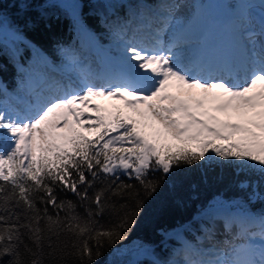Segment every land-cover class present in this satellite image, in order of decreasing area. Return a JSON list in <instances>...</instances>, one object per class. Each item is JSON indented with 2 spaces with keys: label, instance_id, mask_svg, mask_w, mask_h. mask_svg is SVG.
<instances>
[{
  "label": "snow or ice",
  "instance_id": "1",
  "mask_svg": "<svg viewBox=\"0 0 264 264\" xmlns=\"http://www.w3.org/2000/svg\"><path fill=\"white\" fill-rule=\"evenodd\" d=\"M67 7L87 32L79 5ZM123 7L109 5L114 16ZM162 7L168 15L160 17L152 43L135 34L126 39V23L110 25L120 56L100 83L87 76L79 86L53 81L34 102L22 101L23 112L0 106V257L12 256L9 264H67L69 257L93 264L105 243L127 239L145 201L158 191L160 181L149 179L151 173L163 178L204 161L239 162L259 173L257 181L241 183L251 188L248 203L264 204V19L259 31L246 32L242 52L194 72L174 50L177 42L162 39L178 5ZM246 7L251 18L254 8ZM122 175L138 181L142 194ZM57 188L90 202L84 214L73 201L59 199ZM108 210L118 219L105 227L96 218ZM244 216L240 232L249 220L264 222V209ZM21 246L30 259L22 257ZM228 255L191 264H264V257L234 261Z\"/></svg>",
  "mask_w": 264,
  "mask_h": 264
},
{
  "label": "trees",
  "instance_id": "2",
  "mask_svg": "<svg viewBox=\"0 0 264 264\" xmlns=\"http://www.w3.org/2000/svg\"><path fill=\"white\" fill-rule=\"evenodd\" d=\"M160 1L77 0L74 3L79 5L76 12L86 21L87 32L93 40L101 43L116 40L110 29V25L116 20L128 24L126 39L135 31L137 18L142 17L145 23H150L154 20L153 17L161 20V15H167L162 6L172 5L176 0ZM69 4L73 3L65 0H0V106L6 103L15 108V97L27 94L30 89L35 95L52 83L54 77L45 61L46 56L55 63L71 61L77 55L89 57L84 55L85 46L79 38V34L85 32L76 25L72 9L67 7ZM109 5L124 7L114 16ZM233 5L230 2V9ZM201 9L207 14L205 5ZM105 17L107 24L102 25L101 20ZM153 28L156 30L159 26L154 25ZM13 31L18 33V39L10 34ZM94 50H89V55L94 54ZM74 75L82 80L79 77L82 74L77 68L74 69ZM25 97L26 102H32L29 94ZM2 143L0 134V144ZM120 179L124 183L134 184L142 194L138 181L123 175ZM149 179L160 181V187L145 201L135 225L126 233L127 239L112 247L105 243L100 249L103 255L98 259L94 258L93 264H125L132 252L144 246L151 248L154 258L142 256L134 264H162L169 260L174 250L183 246L174 234H181L194 243L196 237H200L198 233L213 228V218L216 217L214 207L223 204L243 213L256 214L264 209V204L259 202L249 204L251 188L241 187L243 181H257L259 173L244 168L239 162H224L219 159L212 163L204 161L193 166L174 168L170 175L163 178L159 172L151 173ZM100 186L97 184L96 187ZM95 190L90 189L89 195L92 196ZM56 194L59 199L73 201L77 205V212L82 215L90 203L81 202L73 193L59 188ZM38 207L42 208L43 205L38 202ZM55 211L49 206L51 214L55 215ZM63 215L61 212V216ZM96 219L101 225L109 227L117 222L118 217L108 210ZM248 226H253L249 233L264 236V222L253 219L247 222V230ZM61 239L70 241L74 237L64 235ZM183 249L184 254H188L190 249L185 245ZM20 253L25 260L30 259L23 246ZM12 259L9 255L0 257V264H9ZM67 264H79V261L75 257H69Z\"/></svg>",
  "mask_w": 264,
  "mask_h": 264
},
{
  "label": "rangeland",
  "instance_id": "3",
  "mask_svg": "<svg viewBox=\"0 0 264 264\" xmlns=\"http://www.w3.org/2000/svg\"><path fill=\"white\" fill-rule=\"evenodd\" d=\"M229 1L233 2L234 4L230 10L232 14V21L227 26V40L223 44V48H220L216 51L211 49V40L213 39L212 36L214 33V27L209 24L208 19L207 21L205 20L207 14H205L201 8H198L202 6L203 3H200V0H176L174 4H172L178 5V7L172 10L168 27L162 33V39L166 45L172 43L173 41L177 42V48L174 50L182 56V63L184 61L182 51L186 48V57H192V59H194L196 55L200 54L198 58L200 57L202 62L212 65L215 63L218 64L224 58L234 53L238 54L243 51L246 45L245 35L246 32L249 31V27L252 28V30L259 31L261 27V21L256 19V13L254 12H252L251 18H249V10L246 6L251 5L254 9H256V6L260 5L262 2H264V0ZM160 2H162V0ZM137 17L139 16L137 15ZM153 18L155 21L152 20L150 23H145L142 17L137 18L136 28L135 31L131 33V36L135 34V37L138 41H143L145 43L153 42L152 37L156 31L154 30L153 26L158 25L159 28L162 26L161 20H156L155 17ZM236 19L240 20V24H238V20ZM203 34L205 35L203 36ZM79 38L85 46L83 47V53L84 55H88V58H85L84 56L78 57L77 55L72 58L73 61L71 60L64 61L62 63H55L48 56L45 57V61L48 63V66L54 77V79H52V77L50 78L52 79V82L55 81L63 84L73 83L75 86H79L81 81L77 76L74 75L75 68H77L82 74L79 75V77L82 79L86 76L91 77L88 74L90 71L93 74H96L95 76H98L100 74L108 75L117 69V61L120 56L117 41L109 40L106 43L103 42V44H100V42L95 44L89 32L80 33ZM178 46H181L182 48L179 49ZM95 48L98 49L100 53L97 50H94ZM89 50H94L95 53L89 55ZM190 65L195 66L193 71L196 72L198 65H195L193 62L192 64L186 66ZM91 81L95 83L101 82L100 80L97 81L93 78H91ZM46 87H48V85L45 86V88ZM29 91L30 92H27V94L30 95V99L32 102H34L35 95L33 90L30 89ZM27 94L23 93L22 95L20 94L18 96L19 98L15 97V108L21 112H23L25 106L23 105L24 103H22V101H25V96ZM214 212L216 213V217L213 219L216 220V226L212 230L206 229V231L198 233L200 237H196V242H190L181 234H174V237L184 245H187L190 251H188V254H184V245H181L180 248L174 250L169 260L162 262V264H191L193 261L207 262L210 259H214L217 253L210 252V249H206L208 247L207 244L211 241L204 240L207 238L210 239L212 236L211 234H216L219 228H227L229 232L237 234L235 235L230 234L228 231L226 232L228 237L232 238V235L238 237L235 240H231L230 245H228L230 246L229 249L235 246L234 250H238L239 252L240 249L239 253H242L239 259L235 261H248L252 259L258 260L259 258L264 257V236H261L259 233H249L253 226H248L249 229L246 231L240 232L239 230V223L245 218L244 213L223 204L214 207ZM203 251H206L205 256H201ZM131 256H134V258L131 261H128ZM131 256L127 259L128 263L130 264H132L135 259L137 260L142 256V258H147L148 256L154 258L150 247L140 248L138 251L136 250L134 253L132 252ZM221 258L222 257H220V259Z\"/></svg>",
  "mask_w": 264,
  "mask_h": 264
},
{
  "label": "bare ground",
  "instance_id": "4",
  "mask_svg": "<svg viewBox=\"0 0 264 264\" xmlns=\"http://www.w3.org/2000/svg\"><path fill=\"white\" fill-rule=\"evenodd\" d=\"M256 12H257L256 13L257 15L255 14L256 19L259 21H262L261 19H264V9L261 8V4L256 6ZM248 30H252V28L249 27ZM178 48L181 49L182 47L178 46ZM186 54H187V50L185 48L182 51V55L184 56L183 65L186 66V65L192 64L194 62L195 65H198L197 71H199V68L203 67V65H204V67H207V68L210 66L216 65V63L214 65H212V64L202 62L200 57L198 58V56H200V54L196 55L194 57V59H192V57H186L185 56ZM88 74L91 76L90 78H93L94 80H97V81L100 80L98 78H102V77L106 76L104 74H100L98 76H95L91 71L88 72ZM227 231L229 232V230L227 228H219V230L216 234H211L212 236L210 237V239L207 238L206 240H204V241H209V240L211 241L207 244L208 247L206 249H210L209 251L214 252V253L227 251L229 253L227 258L235 261V260L239 259V257L241 256L242 253H239L240 249H239V252H238V250H234L235 246H233L232 248L229 249L230 246H228V245H230L231 240H233V239L235 240L238 237L235 236L237 234L233 233V232H229V233L235 234V235H232V238L228 237L227 233H226ZM232 249L234 250V254H231ZM205 255H206V251H203L201 253V256H205ZM223 259H224V257L221 258V260H223Z\"/></svg>",
  "mask_w": 264,
  "mask_h": 264
}]
</instances>
